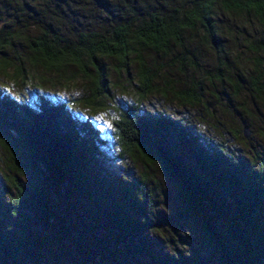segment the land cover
<instances>
[{"label": "trees", "instance_id": "trees-1", "mask_svg": "<svg viewBox=\"0 0 264 264\" xmlns=\"http://www.w3.org/2000/svg\"><path fill=\"white\" fill-rule=\"evenodd\" d=\"M41 1L37 32L27 36L29 60L57 73L75 64L95 82L93 101L110 92L108 57L129 75L137 68L143 93L160 83L158 91L178 101L199 105L206 94L223 96L235 109L244 88L264 102V0H123L104 7L106 25L84 29L69 0ZM67 19L78 22L75 36ZM14 40L1 35L0 48ZM244 50L254 56L248 63ZM1 57L0 67L13 64ZM186 75L188 86L174 79ZM241 109L235 116L244 137L249 112ZM117 127L114 134L76 114L65 98L42 94L28 102L0 88V142L14 166L31 174L25 184L15 181L10 201L0 199V264H264V159L246 165L138 107L123 112ZM115 136L124 147L120 159L144 165L138 176L110 171ZM155 168L174 190L169 214L156 206ZM172 219L193 228L184 250L160 243L162 224Z\"/></svg>", "mask_w": 264, "mask_h": 264}, {"label": "rangeland", "instance_id": "rangeland-1", "mask_svg": "<svg viewBox=\"0 0 264 264\" xmlns=\"http://www.w3.org/2000/svg\"><path fill=\"white\" fill-rule=\"evenodd\" d=\"M69 2L82 15L80 19L82 24L71 20L68 22L69 19L67 22L64 21L69 24L68 32L74 36L76 31H73L72 25L78 24V27L83 29L93 25L104 26L107 23L105 16H102L104 7L123 5V0H69ZM40 3L41 0H0V37L7 33L15 37L11 48H0V62L3 55L13 60V64L0 67L1 89L28 102L34 101L42 94L65 98L70 102V109L72 108L76 114L102 123L114 134L118 128L117 121L122 118L123 112L138 107L144 113L166 117L181 127L189 128L198 138L211 146L223 147L231 155L239 156L246 165L253 163L257 165L256 160L264 159V102L254 100L244 88L236 104L234 103L235 109H228L223 96L217 99L208 94L203 98L202 104L191 105L178 101L171 92L164 94L158 91L162 86L160 83L155 84L152 92L143 93L138 81L137 68H132L129 75L117 58L102 57L108 67L110 92L93 101L95 82L92 77L83 75L75 64L66 65L58 73L44 64H32L29 58L33 52L27 36H34L37 32L33 22L41 16ZM83 15L91 17L85 18ZM244 51L240 54L241 59L248 63L254 56ZM146 53L147 58L152 56ZM18 67L22 68L23 73L17 74ZM188 75L174 79L181 82V85L188 86L191 83ZM216 93L217 91H214V94ZM88 99L90 101H87ZM205 107L212 108V116ZM242 107L249 112L244 122L251 130L249 139L242 137L241 119L235 116L242 112ZM109 146L110 158L107 164L112 166L111 172L117 173L118 170L133 178L144 170V165L138 160L126 156L124 157L126 160L120 159L124 147L117 137L112 139ZM153 175V180L158 182L155 192L156 206L162 214H169L177 206L176 201L172 199L173 187L156 168ZM30 179V172H21L16 168L9 149L0 142V199L4 202L10 201L16 194L15 181L20 180L25 184ZM78 199L83 202L79 197ZM79 207L81 205H77L75 209L78 210ZM78 212L81 213V210ZM192 231L193 228L187 220L172 219L169 223L162 224L159 240L163 249L167 251H171V247L184 250L192 242Z\"/></svg>", "mask_w": 264, "mask_h": 264}, {"label": "water", "instance_id": "water-1", "mask_svg": "<svg viewBox=\"0 0 264 264\" xmlns=\"http://www.w3.org/2000/svg\"><path fill=\"white\" fill-rule=\"evenodd\" d=\"M242 134H243V136H244L245 138H248V137L250 136V134H251V131H250L249 128L244 127V128H242Z\"/></svg>", "mask_w": 264, "mask_h": 264}]
</instances>
